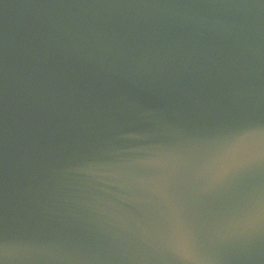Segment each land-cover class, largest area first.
I'll return each instance as SVG.
<instances>
[{
  "label": "water",
  "instance_id": "obj_1",
  "mask_svg": "<svg viewBox=\"0 0 264 264\" xmlns=\"http://www.w3.org/2000/svg\"><path fill=\"white\" fill-rule=\"evenodd\" d=\"M0 264H264V0H0Z\"/></svg>",
  "mask_w": 264,
  "mask_h": 264
}]
</instances>
